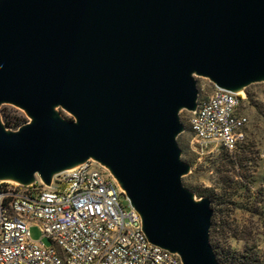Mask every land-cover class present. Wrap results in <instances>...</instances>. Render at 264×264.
<instances>
[{
    "label": "water",
    "instance_id": "water-1",
    "mask_svg": "<svg viewBox=\"0 0 264 264\" xmlns=\"http://www.w3.org/2000/svg\"><path fill=\"white\" fill-rule=\"evenodd\" d=\"M196 76L233 92L264 81V0H0V104L29 117L11 129L0 115V180L50 185L92 159L150 242L220 264L210 199L182 182Z\"/></svg>",
    "mask_w": 264,
    "mask_h": 264
},
{
    "label": "built area",
    "instance_id": "built-area-1",
    "mask_svg": "<svg viewBox=\"0 0 264 264\" xmlns=\"http://www.w3.org/2000/svg\"><path fill=\"white\" fill-rule=\"evenodd\" d=\"M244 91L214 87L189 112L190 146L198 155L236 150L249 123ZM107 168L89 159L55 174L50 185L0 180V264H182L150 242L141 218ZM129 202V201H128ZM38 222L40 239L29 224ZM43 238L48 241L43 242Z\"/></svg>",
    "mask_w": 264,
    "mask_h": 264
},
{
    "label": "rangeland",
    "instance_id": "rangeland-1",
    "mask_svg": "<svg viewBox=\"0 0 264 264\" xmlns=\"http://www.w3.org/2000/svg\"><path fill=\"white\" fill-rule=\"evenodd\" d=\"M196 80L198 98L213 92L215 86L208 78L196 76ZM243 91L247 97L243 111L249 123L245 127V140L236 150L221 148L203 155L195 153L190 146V115L185 109L179 111L184 130L178 135L177 142L182 151L181 158L190 164V170L182 177L183 184L190 190L211 196L210 243L222 258L246 252L259 260L256 264H264V81L251 83ZM3 109L29 120L17 106L0 104V115ZM57 110L64 117H71L63 109ZM121 204L125 209L129 207L125 198H121ZM39 226L34 221L29 224L34 240L41 237ZM43 242L48 243L44 238Z\"/></svg>",
    "mask_w": 264,
    "mask_h": 264
},
{
    "label": "trees",
    "instance_id": "trees-1",
    "mask_svg": "<svg viewBox=\"0 0 264 264\" xmlns=\"http://www.w3.org/2000/svg\"><path fill=\"white\" fill-rule=\"evenodd\" d=\"M1 119L4 125L11 129H16L17 127H19L20 125L26 122L24 117L11 114L5 109L2 110ZM192 191L195 193V195H199V197L206 195L211 200V196L206 192H202V191L200 192L196 190H192ZM212 247L215 252L216 258L220 264H256V262L259 263V260L255 256L251 257L246 252H242V253L238 252V253H234L232 256L227 255V257L222 258L214 248V245H212Z\"/></svg>",
    "mask_w": 264,
    "mask_h": 264
},
{
    "label": "bare ground",
    "instance_id": "bare-ground-1",
    "mask_svg": "<svg viewBox=\"0 0 264 264\" xmlns=\"http://www.w3.org/2000/svg\"><path fill=\"white\" fill-rule=\"evenodd\" d=\"M241 89H239L238 91H240ZM77 165L71 166L68 169H73L74 167H76ZM6 180V179H5Z\"/></svg>",
    "mask_w": 264,
    "mask_h": 264
}]
</instances>
